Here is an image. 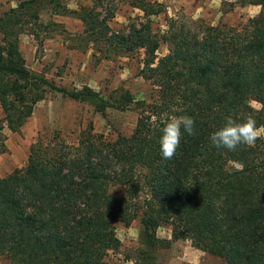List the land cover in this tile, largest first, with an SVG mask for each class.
<instances>
[{"label":"trees","instance_id":"trees-1","mask_svg":"<svg viewBox=\"0 0 264 264\" xmlns=\"http://www.w3.org/2000/svg\"><path fill=\"white\" fill-rule=\"evenodd\" d=\"M130 2L143 18L122 30L110 25L113 0L80 6L77 46L98 60L140 54V74L156 92L151 100L128 90L71 89L28 68L20 35L41 48L49 32L43 10L68 11L59 0H22L0 16V153L5 128L17 131L50 93L101 114L112 108L138 115L132 133L115 140L90 125L74 140L55 131L31 144L26 165L0 176V256L10 264H109L107 254L120 245L115 224L141 215L135 264H156L157 252L181 239L221 264H264V139L235 151L210 140L226 117L251 115L264 126V11L241 26L174 16L159 34L150 18L162 4ZM236 3L264 7V0ZM162 43L167 53L159 56ZM180 115L195 121V134L182 129L176 154L165 160L161 129ZM115 186L123 188L119 196L110 191ZM162 224L171 226V239L158 236Z\"/></svg>","mask_w":264,"mask_h":264},{"label":"rangeland","instance_id":"rangeland-1","mask_svg":"<svg viewBox=\"0 0 264 264\" xmlns=\"http://www.w3.org/2000/svg\"><path fill=\"white\" fill-rule=\"evenodd\" d=\"M22 0H0V16L15 7ZM68 11L55 14L51 8H45L41 21L47 25V34L40 48L29 34L20 35V50L32 71L45 74L57 84L68 88L90 86L96 91L108 95L114 90H128L137 99L151 100L155 97L153 85L142 78V56L115 57L98 60L91 49L83 50L79 34L83 24L77 17L80 6H92L96 0H59ZM115 16L110 21L114 30L127 28L132 21L143 18V12L134 7L130 0H113ZM162 4L163 11L151 16L154 32L162 33L167 28L170 17L184 15L188 18L200 19L207 24H227L241 26L250 17L256 16L264 7L259 5H240L236 0H148ZM101 9L100 7L98 8ZM104 12V11H103ZM167 53L166 44L162 43L158 55ZM255 108L260 105L253 102ZM137 113L132 109H108L105 114L96 112L92 106L63 97L58 93H50L36 105L33 114L17 130L5 128L6 151L0 153V176L11 173L15 168L26 165L30 146L38 137H47L60 131L70 140H74L81 129L92 126L96 133L115 140L119 135L132 133L137 120ZM3 118L0 106V119ZM264 139V136H261ZM111 193L119 196L123 188L112 187ZM141 215L130 225L115 224L116 235L120 245L118 249L109 251L106 261L109 264H135L136 256L141 248L139 232ZM161 238L171 239V226L162 224L157 230ZM221 264L222 260L212 254L192 246L189 240L173 241L169 248L157 252L156 264ZM0 264H10L5 256H0Z\"/></svg>","mask_w":264,"mask_h":264},{"label":"clouds","instance_id":"clouds-1","mask_svg":"<svg viewBox=\"0 0 264 264\" xmlns=\"http://www.w3.org/2000/svg\"><path fill=\"white\" fill-rule=\"evenodd\" d=\"M182 129L188 135L195 134V121L187 115L168 118L161 129L159 148L162 158L170 160L180 146ZM264 136V126H257L256 120L249 115L246 119L237 122L232 117H226L225 123L214 131L210 140L216 148H225L235 151L239 145L252 146L258 138ZM236 169L242 170L243 165L235 164Z\"/></svg>","mask_w":264,"mask_h":264}]
</instances>
